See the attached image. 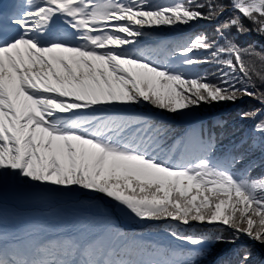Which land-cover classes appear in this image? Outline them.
Segmentation results:
<instances>
[{
  "label": "snow or ice",
  "instance_id": "snow-or-ice-1",
  "mask_svg": "<svg viewBox=\"0 0 264 264\" xmlns=\"http://www.w3.org/2000/svg\"><path fill=\"white\" fill-rule=\"evenodd\" d=\"M200 21L212 34L158 35ZM253 33L264 0H0V264H254ZM244 96L261 105L245 134L198 115Z\"/></svg>",
  "mask_w": 264,
  "mask_h": 264
},
{
  "label": "trees",
  "instance_id": "trees-1",
  "mask_svg": "<svg viewBox=\"0 0 264 264\" xmlns=\"http://www.w3.org/2000/svg\"><path fill=\"white\" fill-rule=\"evenodd\" d=\"M250 40H251V41L256 40L257 42H261V43L264 45V37L259 36V35H256V34H254V33L251 34V38H250ZM237 43H239V40L237 41ZM249 44H250V42L247 43L244 47L248 46ZM256 50H257V51L264 52V47H263V49H258V48H256ZM245 59H246V60H247V59H251L252 61H254V63H255V67H256V70L259 71L262 75H264V61L259 60V58H257V57H251V58H249V57H245ZM214 72H216V69H215V68H212V70H211L210 73H214ZM254 79L256 80L257 87H258V88H261L262 86H261V84H260L259 79H258L257 77H255V76H254ZM210 80H211L213 83H217V82H218V77H217V76H213V77H211ZM223 102H226V103H227L228 101H223ZM219 104H220V102H214L213 104H211V106L215 107V106H217V105H219ZM254 107L258 108V107H261V106H260V105H256V104L253 103L252 101H248L247 103H245V104L241 107V110H240V111H242V112H244V111H248V110H250V109H252V108H254ZM255 174H256V175H259V174H260L259 169L256 170ZM222 245H223V244L216 245V246H215V251L218 252ZM255 257H256V253H255V251L252 249V259H253L254 264H256V261L259 260V256L256 257V258H255Z\"/></svg>",
  "mask_w": 264,
  "mask_h": 264
},
{
  "label": "bare ground",
  "instance_id": "bare-ground-1",
  "mask_svg": "<svg viewBox=\"0 0 264 264\" xmlns=\"http://www.w3.org/2000/svg\"><path fill=\"white\" fill-rule=\"evenodd\" d=\"M153 27H157V26H153ZM160 27H164V26H160ZM193 28H195V26L194 27H190V28H178L175 31L185 32L186 30H189V29L191 30ZM165 32H162V33H159V34H164Z\"/></svg>",
  "mask_w": 264,
  "mask_h": 264
},
{
  "label": "rangeland",
  "instance_id": "rangeland-1",
  "mask_svg": "<svg viewBox=\"0 0 264 264\" xmlns=\"http://www.w3.org/2000/svg\"><path fill=\"white\" fill-rule=\"evenodd\" d=\"M199 24H200V22L198 24H196V25H199Z\"/></svg>",
  "mask_w": 264,
  "mask_h": 264
}]
</instances>
